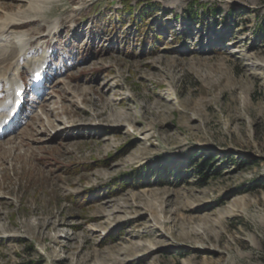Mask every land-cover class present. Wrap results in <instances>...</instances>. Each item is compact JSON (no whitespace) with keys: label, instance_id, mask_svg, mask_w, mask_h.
I'll return each mask as SVG.
<instances>
[{"label":"rangeland","instance_id":"1","mask_svg":"<svg viewBox=\"0 0 264 264\" xmlns=\"http://www.w3.org/2000/svg\"><path fill=\"white\" fill-rule=\"evenodd\" d=\"M0 33V264H264V0H0Z\"/></svg>","mask_w":264,"mask_h":264},{"label":"bare ground","instance_id":"2","mask_svg":"<svg viewBox=\"0 0 264 264\" xmlns=\"http://www.w3.org/2000/svg\"><path fill=\"white\" fill-rule=\"evenodd\" d=\"M13 26H9V30L12 28ZM6 28V27H5ZM57 29V28H56ZM5 30V29H4ZM8 31V30H7ZM5 33V32H4ZM1 34V33H0ZM1 36V35H0ZM18 41L20 40L21 41V36L20 37H18V39H17ZM17 46V48H18V50H19V48H20V46L19 45H16ZM5 50V49H4ZM2 52V50L0 49V53ZM9 53V52H8ZM6 54V53H5ZM5 54H3V58H0V66H1V64H6V63H8V64H10V62L14 59V58H21V57H19V55H18V53H17V50H16V47H14V49H13V52L10 54V55H8V56H5ZM1 56H2V54H1ZM0 56V57H1ZM17 56V57H16ZM36 63V62H35ZM34 64V63H33ZM6 66L8 67V65L6 64ZM5 66V67H6ZM1 68V67H0ZM11 68V67H10ZM12 69H14V68H12ZM1 71V70H0ZM7 71H9V70H7ZM12 72V71H11ZM3 73V72H2ZM7 73V72H6ZM10 73V72H9ZM5 81H6V79H8V76H7V78H6V74H4V78H3ZM15 79V78H14ZM13 79V80H14ZM7 105H9L7 102H5V103H3V104H0V119H5V118H7L8 117V112L6 111V107H7ZM252 242H253V240H252ZM253 245L255 246V242H253ZM254 248H256V247H254Z\"/></svg>","mask_w":264,"mask_h":264},{"label":"trees","instance_id":"3","mask_svg":"<svg viewBox=\"0 0 264 264\" xmlns=\"http://www.w3.org/2000/svg\"><path fill=\"white\" fill-rule=\"evenodd\" d=\"M128 4V2H125L124 1V4ZM125 4V5H126ZM191 7H193L192 5H190V7H189V15L191 16V19L193 20V10L191 9ZM129 9L131 8V7H128ZM147 12H149L148 11V8L146 9L145 7L142 9V10H140V13H139V15L141 16V17H143V16H145V15H147ZM150 13V12H149Z\"/></svg>","mask_w":264,"mask_h":264}]
</instances>
